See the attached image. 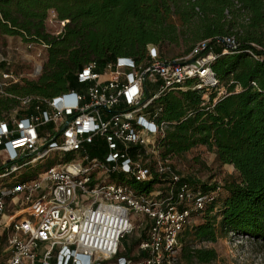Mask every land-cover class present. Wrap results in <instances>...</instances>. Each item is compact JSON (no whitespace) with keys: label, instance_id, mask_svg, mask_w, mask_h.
<instances>
[{"label":"built area","instance_id":"2783aa9c","mask_svg":"<svg viewBox=\"0 0 264 264\" xmlns=\"http://www.w3.org/2000/svg\"><path fill=\"white\" fill-rule=\"evenodd\" d=\"M50 12L59 35L66 21ZM36 44L42 56L48 45ZM220 45L222 54L239 47L231 35L201 40L176 58L149 44L140 63L93 60L77 73L79 89L54 97L9 92L20 77L0 52V98L18 100L0 119V264H184L182 236L220 187L204 191L163 155L168 123L156 120V101L177 89L206 100L216 93L215 102L227 95L211 66ZM155 179L148 190L134 185ZM137 229L129 251L123 239Z\"/></svg>","mask_w":264,"mask_h":264},{"label":"trees","instance_id":"16d2710c","mask_svg":"<svg viewBox=\"0 0 264 264\" xmlns=\"http://www.w3.org/2000/svg\"><path fill=\"white\" fill-rule=\"evenodd\" d=\"M50 10L66 21L59 35L47 30ZM180 28L188 36L186 55L205 39L234 35L239 43L227 54L221 45L214 49L211 66L227 95L215 102L216 93L206 100L203 92L177 89L156 101L161 107L156 120L168 123L161 140L164 156L204 146L238 173L225 195L207 205L201 223L182 236L183 263L208 264L218 252L196 244L216 242L218 224L225 234L264 240V0H0V38L22 36L48 45L44 74L9 88L18 96L54 97L77 89L78 71L93 60L102 66L120 56L143 62L149 44L160 48L177 41ZM17 104L16 98H0V119ZM188 181L204 191L216 189ZM156 182L134 185L148 190Z\"/></svg>","mask_w":264,"mask_h":264},{"label":"rangeland","instance_id":"374dc122","mask_svg":"<svg viewBox=\"0 0 264 264\" xmlns=\"http://www.w3.org/2000/svg\"><path fill=\"white\" fill-rule=\"evenodd\" d=\"M49 13L50 15L46 24L47 30L53 35H56V32L59 29L61 30V27L55 19L53 21L49 20L50 16H52L51 12ZM182 31L183 28H180L178 31L180 33V38L177 41L167 42L163 47H160L166 57L176 58L186 55L185 51L189 42H187L188 36L181 35ZM29 43L30 42H27L22 36H4L0 38V52L12 60L13 69L20 77V81L16 84H12L10 87L18 84L23 85L27 80H38L44 74L45 63L48 60V51L43 52L41 56V47L35 43L33 47L30 48L28 46ZM79 88L80 85L77 89ZM153 92L154 90L151 91V94H153ZM8 113L9 110H4L1 115L3 117ZM171 160L177 171L185 178H191L200 183H207L216 186V188L220 187L221 197L226 193V185L238 179V173L235 171L233 165L221 164L217 160L216 154L204 146L196 147L182 155L173 156ZM47 164L48 163H45L39 167L30 169L26 173L28 174L26 176L37 174ZM201 221L202 217L197 218L192 225L199 224ZM217 231L219 233V238L216 242L196 244L198 247L214 248L218 252V259L208 264H264V240H246L247 238L225 234L219 224L217 225ZM138 235L139 230L137 229L123 239V245L126 249L129 251L132 250V247L137 242ZM5 248V245L1 246L0 255L2 252L4 253ZM136 248L137 244L133 249ZM124 253L128 254V251ZM4 259L5 258L0 256V262H4Z\"/></svg>","mask_w":264,"mask_h":264}]
</instances>
